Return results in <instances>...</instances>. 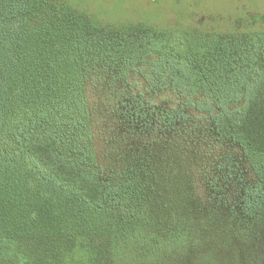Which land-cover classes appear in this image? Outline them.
Listing matches in <instances>:
<instances>
[{"label":"trees","instance_id":"obj_1","mask_svg":"<svg viewBox=\"0 0 264 264\" xmlns=\"http://www.w3.org/2000/svg\"><path fill=\"white\" fill-rule=\"evenodd\" d=\"M104 20L0 0V264H264L262 173L203 175L207 140L264 155V36Z\"/></svg>","mask_w":264,"mask_h":264},{"label":"rangeland","instance_id":"obj_2","mask_svg":"<svg viewBox=\"0 0 264 264\" xmlns=\"http://www.w3.org/2000/svg\"><path fill=\"white\" fill-rule=\"evenodd\" d=\"M72 1L104 18L105 22H136L140 19L151 25L179 28L187 34L220 37L223 42L236 37L234 42L242 43L245 50H249L250 43L258 35L264 36V0ZM240 35L242 38H239ZM257 55L264 57V46L259 48ZM256 65H259L257 71L264 76V59H257ZM258 74L255 72V77ZM207 143L203 175L209 194H220L225 201L230 200L231 204L240 202L243 185L258 179L257 171L264 178V155L249 153L231 142L210 144L207 140ZM164 174L166 177L165 171ZM177 176L178 173L174 172L171 184L166 179L163 187L164 196L170 195L174 203L178 196Z\"/></svg>","mask_w":264,"mask_h":264}]
</instances>
